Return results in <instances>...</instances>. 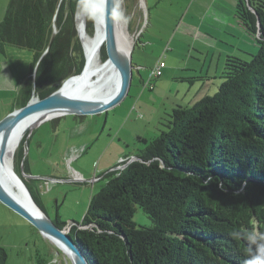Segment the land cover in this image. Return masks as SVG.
Instances as JSON below:
<instances>
[{
	"label": "trees",
	"instance_id": "trees-1",
	"mask_svg": "<svg viewBox=\"0 0 264 264\" xmlns=\"http://www.w3.org/2000/svg\"><path fill=\"white\" fill-rule=\"evenodd\" d=\"M77 4L10 1L0 48L28 50L34 59L21 108L33 93L44 99L82 73ZM236 12L255 36L257 54L228 56L217 94L173 109L156 138H138L144 147L136 160L104 174L106 184L70 233L89 264H244L252 255L245 233L264 232V0H239ZM87 32L94 35L91 21ZM107 59L101 43V61ZM28 136L14 156L20 177L17 164L28 173ZM137 207L152 226L135 224ZM6 258L0 248V264Z\"/></svg>",
	"mask_w": 264,
	"mask_h": 264
},
{
	"label": "rangeland",
	"instance_id": "rangeland-1",
	"mask_svg": "<svg viewBox=\"0 0 264 264\" xmlns=\"http://www.w3.org/2000/svg\"><path fill=\"white\" fill-rule=\"evenodd\" d=\"M121 10L128 18L126 33L131 44L134 42L131 51L133 64L139 67L135 70L128 96L101 114L49 118L28 136L25 152L28 173L23 171L22 165L16 166L37 205L51 221L65 224L64 228L70 233L72 225L82 223L91 199L106 184L104 174L115 168L103 171L106 163L113 161L112 153L118 147L126 150L127 154L143 149L144 145L138 138L149 141L156 138L162 128L160 123L168 118L173 109L186 107L189 95L195 93L188 80L175 79L165 83L163 78L152 79L155 63L160 58L168 64L175 60L183 63L181 54L188 61L191 54L196 58H205L200 49L189 46L188 38L169 23L154 19V26H151V9L147 0H121ZM173 12H177V7L173 8ZM146 38H152V43L144 45ZM254 43V47L250 46L251 51L239 57L250 59L256 55L258 46L256 41ZM5 49L9 62L15 60L22 63V69L26 70L25 59L32 53L11 46ZM32 77L34 79V75ZM76 173L83 175L86 183H75ZM94 178L99 181L92 184ZM133 220L138 227L153 225L140 207H137ZM0 248L7 253L4 264H52L53 261L55 264H73L62 249L2 203Z\"/></svg>",
	"mask_w": 264,
	"mask_h": 264
},
{
	"label": "crops",
	"instance_id": "crops-1",
	"mask_svg": "<svg viewBox=\"0 0 264 264\" xmlns=\"http://www.w3.org/2000/svg\"><path fill=\"white\" fill-rule=\"evenodd\" d=\"M147 2L151 9L149 13L151 26H154V19L160 23H169L170 26L175 27L176 31L182 32L188 38L189 46L200 49L201 54L205 56L201 59L191 54V59L188 61L184 60L181 54L183 63L175 60L169 64L166 63V68L163 69L161 78L165 83L175 79H181L184 82L188 80L191 83L195 93L189 95L186 107L193 106L200 99L212 97L211 95L217 93L222 83V74L228 56H241L252 50L250 46H255V36L246 30L237 15L236 8L239 0H147ZM7 3L8 0H0V22L3 13L7 10ZM174 7H177L175 14ZM146 39L144 45L151 44L153 41L152 38ZM133 45L134 42L132 47ZM26 61V70H23L22 63H17L15 60H11L10 63L7 49L0 48V121L13 111L20 109L27 96L23 89L33 80L32 54L25 59ZM161 61L164 60L160 58L154 68ZM137 68L139 70V67ZM142 81L144 83V80ZM137 153L136 150L134 153L127 154L126 150L118 147L112 153L113 161L107 162L103 171H108L112 167L116 169L122 160L132 159ZM98 181L94 178L92 184Z\"/></svg>",
	"mask_w": 264,
	"mask_h": 264
},
{
	"label": "water",
	"instance_id": "water-1",
	"mask_svg": "<svg viewBox=\"0 0 264 264\" xmlns=\"http://www.w3.org/2000/svg\"><path fill=\"white\" fill-rule=\"evenodd\" d=\"M103 3L105 8V37L102 44L105 45L108 55V59L104 63L111 64L114 70L116 81H114L113 85L115 86L117 83H119L114 94L109 99H94L92 96L84 93L82 87L83 84L82 86L76 85L74 87L68 85V83L73 79L82 76L87 67L85 47L78 28L79 38L83 46L86 59L85 67L82 73L67 79L56 92L44 99H40L38 96L33 94L30 102L25 107L13 111L5 119L0 121V203L27 220L31 225L37 228L44 237L55 238L59 240L64 245L69 247L72 255L73 253H76L79 257H83L84 264L89 263L84 253L80 250L78 245L71 237L70 231L67 232L65 228L61 229L55 222L51 221V219L35 202L28 186L26 185V182L24 181L25 179L20 177L15 172L14 156L16 151L12 155L13 164L11 169L16 181L24 189L29 202L36 209L35 212H31L15 198L12 192L8 189L7 185L4 183L3 174L5 172L4 166L6 165L8 147L11 144L15 133L26 121L36 116L40 118L37 119L32 126L25 128L23 132L24 137L26 134H30L41 123L50 120L48 118L49 115H53V118H58L65 115L91 116L101 114L121 103L128 96L133 84L134 73L135 70H137V67L133 64L131 52L126 54L119 46L117 22L113 21L111 15L112 9L114 7V0H103ZM56 33L57 31L54 30L49 48L53 44ZM19 146L20 144H17V147ZM134 160H136V157H134ZM74 261L75 257L73 256V264Z\"/></svg>",
	"mask_w": 264,
	"mask_h": 264
},
{
	"label": "bare ground",
	"instance_id": "bare-ground-1",
	"mask_svg": "<svg viewBox=\"0 0 264 264\" xmlns=\"http://www.w3.org/2000/svg\"><path fill=\"white\" fill-rule=\"evenodd\" d=\"M77 24L85 47L87 67L82 76L73 79L68 83V85L74 87L76 85L82 86L83 84L82 87L84 93L92 96V98L103 100L109 99L117 90L119 83H117L115 86L113 85L114 81H116L114 70L111 64H105L101 61V43L103 33L105 37L104 20L101 23L95 24V32L93 36L89 35L87 32V20L77 16ZM117 30L119 36V46L126 54H129L132 51V41H130L126 33L125 24L122 22H117ZM48 118H53V115H49ZM37 119L40 118L36 116L26 121L15 133L12 142L8 147L6 165L4 166L5 172L3 174V181L7 185L8 189L12 192L15 198L31 212H35L36 209L29 202V199L27 198L22 186L16 181L11 168L13 164L12 155L18 148L17 144H20L24 137L23 132L25 128L32 126ZM48 239H50L54 244L62 249L71 258V260H73V255L70 252L71 250L69 247L55 238ZM67 251L69 252L67 253Z\"/></svg>",
	"mask_w": 264,
	"mask_h": 264
},
{
	"label": "clouds",
	"instance_id": "clouds-1",
	"mask_svg": "<svg viewBox=\"0 0 264 264\" xmlns=\"http://www.w3.org/2000/svg\"><path fill=\"white\" fill-rule=\"evenodd\" d=\"M77 9L78 17L91 21L93 24L101 23L104 20L105 8L103 0H78ZM111 15L114 22H122L124 24L128 22V18L121 10V0H114ZM244 239L254 246L252 255L244 261V264H264V232L250 230L245 233ZM73 256L75 257L74 264H84L83 257H79L76 253H73ZM52 264H55V262L53 261Z\"/></svg>",
	"mask_w": 264,
	"mask_h": 264
},
{
	"label": "built area",
	"instance_id": "built-area-1",
	"mask_svg": "<svg viewBox=\"0 0 264 264\" xmlns=\"http://www.w3.org/2000/svg\"><path fill=\"white\" fill-rule=\"evenodd\" d=\"M166 68V63L164 61H161L155 68H153L151 74H152V78H161L163 76V69ZM126 161H129L132 162L134 161V158L132 159H125V160H122V162H126ZM74 179H75V182L76 183H83V182H86L84 177L82 175H80L79 173H76L74 175Z\"/></svg>",
	"mask_w": 264,
	"mask_h": 264
}]
</instances>
